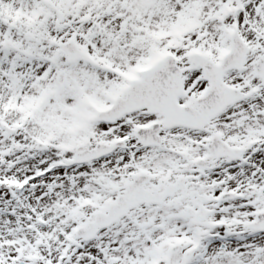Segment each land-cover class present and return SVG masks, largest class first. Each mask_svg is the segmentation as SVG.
<instances>
[{
	"label": "snow or ice",
	"instance_id": "1",
	"mask_svg": "<svg viewBox=\"0 0 264 264\" xmlns=\"http://www.w3.org/2000/svg\"><path fill=\"white\" fill-rule=\"evenodd\" d=\"M0 264H264V0H0Z\"/></svg>",
	"mask_w": 264,
	"mask_h": 264
}]
</instances>
